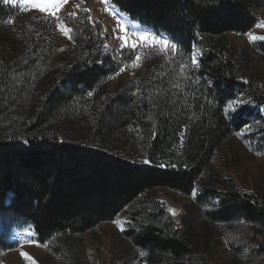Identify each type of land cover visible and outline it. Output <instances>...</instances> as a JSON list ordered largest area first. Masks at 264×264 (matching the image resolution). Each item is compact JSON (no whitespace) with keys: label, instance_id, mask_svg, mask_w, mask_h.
<instances>
[{"label":"trees","instance_id":"1","mask_svg":"<svg viewBox=\"0 0 264 264\" xmlns=\"http://www.w3.org/2000/svg\"><path fill=\"white\" fill-rule=\"evenodd\" d=\"M111 3L168 36L176 49L155 46L146 55L123 50L114 59L104 51L100 27L83 11L65 17L75 45L54 53L41 16L0 1V25L13 24L17 36L10 70L19 68L12 88L0 85V92H10L0 94V115L9 96L40 91L34 96L40 109L29 111L18 129L0 126V262L14 249L8 237L20 225H32L38 242L67 260L76 237L127 212L124 236L146 264H207L198 260L197 219L185 217L176 228L166 206L151 194L168 189L190 196L218 148L247 125L242 119L264 120L255 113L256 107L264 109V76L251 62V53L264 57V41L244 50L229 40L256 27L264 0ZM196 50L201 61L193 66ZM137 56L145 57V66L118 89L106 88ZM29 82L31 91H20L17 83ZM242 95L247 105L229 119L228 103ZM93 96L97 103L90 106ZM82 106L88 117L77 124L72 118ZM60 114L70 118L72 132L63 129ZM260 145L264 149V137ZM223 187L205 180L193 208H206L204 214L216 223L244 222L264 231V194Z\"/></svg>","mask_w":264,"mask_h":264},{"label":"rangeland","instance_id":"2","mask_svg":"<svg viewBox=\"0 0 264 264\" xmlns=\"http://www.w3.org/2000/svg\"><path fill=\"white\" fill-rule=\"evenodd\" d=\"M0 1L4 6L19 7L37 17L38 15L41 16L40 19L47 26L46 29L54 53L57 50L58 53H62L75 45L72 33H66V30L71 28L65 22V17L79 15L83 11L90 15L94 26L100 27L99 32L105 42L104 51L114 59H118L123 50L146 55L153 54L155 48L152 47L160 46L152 44L151 41L148 43L139 41L137 37L132 35L135 32L146 31L158 40L163 39L169 41V43L171 42L168 36L164 34L157 35L150 29L131 20L126 14L117 9L111 3V0H66L54 15L51 8L47 11H40L31 0L26 3L17 0L15 4H6L3 0ZM258 24L264 25V8L259 13ZM257 25L246 36L230 35L231 45L248 50L255 41H264V39H259V37H264V26L257 27ZM13 26V24L0 25V85L11 88L13 87V80L17 81L19 76L18 67L13 71L10 70L11 55L18 50L17 36ZM61 29H65V31ZM122 29H126V31ZM69 35L71 39L68 38ZM250 35L258 37V39L250 40ZM121 37L127 38L128 45H131L132 41L135 40L138 47L133 50L130 46H126ZM164 49L159 48V51ZM195 54L199 65L201 53L196 50ZM261 56L258 53L253 54L251 62L252 66L264 76V57ZM139 57V60L135 59L128 62L123 67L126 69L124 72L119 71V75L116 74L110 78L106 88L116 90L128 82L136 74L135 70L145 66V57ZM58 63H60V59H58ZM17 86L21 87L20 91L26 88L31 91L34 85L29 82L28 85L17 83ZM40 87L42 88L44 85L41 84ZM260 87L264 88V80ZM0 94L8 95L10 92L5 90ZM38 94L40 95V91L35 90L34 93L23 95V97L21 95L18 97L9 96L8 103L2 109L3 117L0 115V126L4 130L18 129L21 126L22 119L29 111L33 113L40 109V107H36L39 102L34 98ZM237 101L243 102L237 103ZM96 103V98L91 97L90 106H94ZM33 105L35 108H32ZM246 105V95L230 101L225 109L228 118L235 119L239 109ZM67 108L72 110L70 106ZM68 109L65 108L64 110L68 112ZM258 112L264 117V109L256 107L255 113ZM69 113L72 116L71 112ZM76 114L72 118H77L75 123H82V121L86 123L85 118L88 115L85 107L82 106L78 109ZM60 116L59 121H64L60 122L63 124V129L66 130L67 127V131L72 132L73 130L68 127L71 122L67 121L70 118L63 114H60ZM242 121H247V125L235 131L218 148L214 160L207 170V176L198 182L195 191L190 196L168 189H157L151 194L166 206L176 228L180 229L182 227L185 217L197 219L196 226L201 236L197 243L198 260L207 264H264V231L262 229L244 222L216 223L204 214L206 208H193L196 195L205 180L208 181L210 187L218 190H224L223 184H227L237 187L243 194L252 195L253 192L264 194V149L260 145V139L264 137V120L256 115H250L244 117ZM57 129L58 127L54 128L55 133L61 134ZM79 129L83 131L85 127L80 126ZM144 198L145 196H142L140 201ZM170 209L175 211V215ZM126 216L127 212H123L113 222L102 224L93 231L76 237L74 243L77 247L73 249L72 256L67 260L55 255L50 251L47 244H40L32 225H20L13 229L8 237L10 243L15 245L14 249L3 256L0 264H33V261H35V264H146L142 256L132 246V243L124 236ZM21 253L29 254L30 258H24Z\"/></svg>","mask_w":264,"mask_h":264},{"label":"snow or ice","instance_id":"3","mask_svg":"<svg viewBox=\"0 0 264 264\" xmlns=\"http://www.w3.org/2000/svg\"><path fill=\"white\" fill-rule=\"evenodd\" d=\"M4 3H12L15 4L17 2V0H3ZM29 2V0H21V3H26ZM32 3L35 4V7L39 8L40 11H47L49 10V8H51L53 10V15L55 14L56 11L59 10L60 6L62 4H64L66 2V0H31ZM11 22V21H9ZM264 25H260L258 24L257 27H262ZM62 31H65V29H61ZM123 31H126V29H122ZM71 29H67L66 33H70ZM133 36L137 37L139 41H142L144 43H148L149 41H151L152 44H158L163 48H168L170 47L173 51L176 49V45L175 44H170L169 41L167 40H163V39H157L155 36H152L150 33L148 32H135L132 34ZM69 39H71V36H68ZM250 40H255L258 39V37L255 36H249ZM121 39L124 40L125 45L126 46H130L133 50H135L138 47V44L135 40L132 41L131 45H128V41L126 37H121ZM259 39H264V37H259ZM140 57L137 56L136 60H139ZM191 63L193 66H198V61H197V56L195 54V52L192 53L191 55ZM126 69L121 67L120 68V72H124ZM120 73H117V75H119ZM91 94V93H90ZM243 101H237V103H242ZM145 164H148L149 161L145 160L144 161ZM170 211L173 213V215H175V211L170 209ZM31 242V241H30ZM21 255L26 258L29 259V254L27 253H21ZM33 264H35V261H33Z\"/></svg>","mask_w":264,"mask_h":264}]
</instances>
